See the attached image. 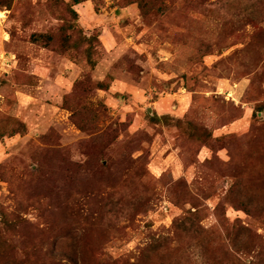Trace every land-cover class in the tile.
<instances>
[{"label": "rangeland", "instance_id": "rangeland-1", "mask_svg": "<svg viewBox=\"0 0 264 264\" xmlns=\"http://www.w3.org/2000/svg\"><path fill=\"white\" fill-rule=\"evenodd\" d=\"M195 209L184 264H264V0H0V264L77 222L130 264Z\"/></svg>", "mask_w": 264, "mask_h": 264}, {"label": "trees", "instance_id": "trees-1", "mask_svg": "<svg viewBox=\"0 0 264 264\" xmlns=\"http://www.w3.org/2000/svg\"><path fill=\"white\" fill-rule=\"evenodd\" d=\"M86 1L91 0H72L73 5H78ZM141 2H139L140 4ZM252 4V3H251ZM256 5L252 4L248 10L251 12L249 14L251 18V22L256 19ZM74 16L76 13L72 11ZM72 28V27H70ZM94 37H98L96 34L92 35ZM42 38H47L44 35H38L34 37V41H39ZM85 40H92L90 38H86ZM247 213L249 212L247 208L244 209ZM200 211L195 209L194 212L186 213L185 216L175 220L172 224L169 232L171 235L166 236H157L156 238H152L150 243L145 246L137 258L133 263L130 264H148V260L150 257L154 255H162L161 258L164 259L162 264H184L186 258V252L182 250V243L178 241V237H188L196 235L200 237L201 235H205L207 230L201 227L200 222L201 219L199 217ZM107 226H111L115 221L113 219H107ZM91 230L86 229L84 224L75 223L74 231L64 239L61 238L60 244H65L66 246L57 247L56 245L52 246L50 250L45 247H36L34 245H25L23 248V256H20L22 259L17 257V253L14 251L12 246L7 249V258L4 260L2 264H129L127 262H119V261H107L105 260V254L102 252L101 248H95L94 246L85 245V241L87 236H89ZM63 239V241H62ZM28 240V237H27ZM31 240V239H30ZM109 240V238H108ZM9 244H12L11 241H7ZM64 242V243H63ZM20 243V242H19ZM27 244V242H25ZM224 243L226 248H231V254L227 251L224 253L226 257L234 256V260L243 264H254L250 261V249H252L250 244L247 242L246 237L240 234H234L233 236L227 235L225 237ZM47 246V245H46ZM176 253V257H173ZM248 256V257H247ZM259 256V253H258ZM202 261L200 264H213V262L208 259L206 256H201ZM228 262V260H224ZM223 262V261H222ZM222 262L220 264H222Z\"/></svg>", "mask_w": 264, "mask_h": 264}]
</instances>
